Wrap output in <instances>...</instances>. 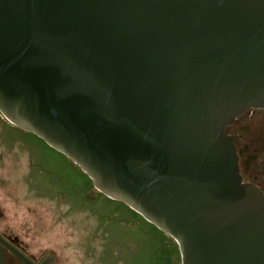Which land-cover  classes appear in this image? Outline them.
<instances>
[{
  "label": "water",
  "instance_id": "obj_1",
  "mask_svg": "<svg viewBox=\"0 0 264 264\" xmlns=\"http://www.w3.org/2000/svg\"><path fill=\"white\" fill-rule=\"evenodd\" d=\"M251 110L264 0H0V115L169 237L179 264H264V194L226 133Z\"/></svg>",
  "mask_w": 264,
  "mask_h": 264
},
{
  "label": "trees",
  "instance_id": "obj_2",
  "mask_svg": "<svg viewBox=\"0 0 264 264\" xmlns=\"http://www.w3.org/2000/svg\"><path fill=\"white\" fill-rule=\"evenodd\" d=\"M20 136V131L8 130L0 120V140L19 146L27 154L33 199L50 209L61 229L66 221L72 225V220L84 228L88 226L72 240L83 250L85 258L91 261L92 257L100 256L97 264H179L178 248L169 237L124 205L97 193L91 181L72 162L68 161L64 169L43 155L54 152L41 141L25 135L28 142L36 140L41 145L38 146L41 152H36L35 146L21 143Z\"/></svg>",
  "mask_w": 264,
  "mask_h": 264
},
{
  "label": "rangeland",
  "instance_id": "obj_3",
  "mask_svg": "<svg viewBox=\"0 0 264 264\" xmlns=\"http://www.w3.org/2000/svg\"><path fill=\"white\" fill-rule=\"evenodd\" d=\"M0 120L4 122L8 130H15L1 115ZM244 122L248 131V139L257 143L258 137L261 134L264 135V118L259 120L248 118ZM25 135L21 133L19 137L21 143L25 142L27 145H33L37 148H33V150L41 152L38 149V146L41 147L39 142L36 140L28 142ZM257 145L261 146L259 143L256 144V147ZM54 153H43V155L56 161L66 169L70 161L68 162L67 159L61 158V155ZM30 167L31 164L27 154L19 146H11L4 140H0V204L9 203L10 217L16 221L14 228L18 229L19 234L23 233L31 241L41 244L46 252L55 256L57 264H97L96 261L101 260L100 256L92 257L89 261L83 256V250L78 248L72 241L79 234L78 231L83 232L88 226L84 228V225L80 222L76 223L78 221L69 219L73 224L69 225V222L66 221L64 226L66 230L61 229L50 209L40 201L33 199L28 178ZM67 227L70 230L67 231ZM86 241L84 239V242ZM92 251L93 249L89 250V253H92Z\"/></svg>",
  "mask_w": 264,
  "mask_h": 264
},
{
  "label": "flooded vegetation",
  "instance_id": "obj_4",
  "mask_svg": "<svg viewBox=\"0 0 264 264\" xmlns=\"http://www.w3.org/2000/svg\"><path fill=\"white\" fill-rule=\"evenodd\" d=\"M263 119L264 111L251 110L233 126L227 129V135L236 138L235 146L239 155L240 175L245 184L257 188L264 194V135L258 137L257 143L248 139L246 119ZM9 203L0 204V251L4 256V264H25L15 253L25 258L29 264H57L54 255L46 252L41 244L19 234L11 219ZM15 252V253H14Z\"/></svg>",
  "mask_w": 264,
  "mask_h": 264
}]
</instances>
